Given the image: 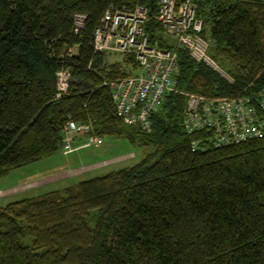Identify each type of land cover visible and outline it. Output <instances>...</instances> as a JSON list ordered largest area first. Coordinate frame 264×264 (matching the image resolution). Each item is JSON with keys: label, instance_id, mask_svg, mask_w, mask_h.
<instances>
[{"label": "trees", "instance_id": "obj_1", "mask_svg": "<svg viewBox=\"0 0 264 264\" xmlns=\"http://www.w3.org/2000/svg\"><path fill=\"white\" fill-rule=\"evenodd\" d=\"M152 2L0 0V178L61 150L69 121L154 148L131 167L0 207V264H264V137L217 147L210 132L187 134L181 94L232 98L264 84V0L200 1L209 54L231 82L176 49L177 92L146 133L122 123L103 85L136 63L108 64L92 40L109 7L144 5L151 42L170 48ZM75 13L87 16L78 34ZM61 68L72 85L54 100Z\"/></svg>", "mask_w": 264, "mask_h": 264}, {"label": "built area", "instance_id": "obj_2", "mask_svg": "<svg viewBox=\"0 0 264 264\" xmlns=\"http://www.w3.org/2000/svg\"><path fill=\"white\" fill-rule=\"evenodd\" d=\"M201 0H154V22L170 48H159L151 42L146 31L151 19L144 5L120 8L109 7L93 31L95 52L131 57L140 74L104 82L111 94L116 116L125 126L151 131V117L160 107L168 92H177L178 63L176 49H184L190 59L204 63L227 81L231 79L219 68L209 54L211 40L203 33V20L198 15ZM86 14L75 13L73 32L80 33ZM75 48L68 56L75 53ZM72 85L70 71L61 68L55 73L54 100H60ZM183 128L187 134L210 132L209 141L215 146H227L248 139L264 137V84L255 87L250 83L236 97L208 99L197 94H186ZM91 124L67 122L63 130L61 152L68 155L72 148V134L84 133L87 141L80 147L102 143L100 136H91Z\"/></svg>", "mask_w": 264, "mask_h": 264}, {"label": "rangeland", "instance_id": "obj_3", "mask_svg": "<svg viewBox=\"0 0 264 264\" xmlns=\"http://www.w3.org/2000/svg\"><path fill=\"white\" fill-rule=\"evenodd\" d=\"M124 57L109 54L106 56V62L123 63ZM130 70V67L127 68V71ZM131 71L132 74H140L138 68ZM101 139V144L83 147L66 156L59 150L37 163L13 170L1 177L0 207L131 167L154 151L152 146L132 144L125 138L102 136ZM84 141H87V136Z\"/></svg>", "mask_w": 264, "mask_h": 264}, {"label": "crops", "instance_id": "obj_4", "mask_svg": "<svg viewBox=\"0 0 264 264\" xmlns=\"http://www.w3.org/2000/svg\"><path fill=\"white\" fill-rule=\"evenodd\" d=\"M86 136L87 135L84 134V133H78V134L74 133V134H72V148H79V150L83 149V148H80V147L85 143L84 137H86Z\"/></svg>", "mask_w": 264, "mask_h": 264}, {"label": "water", "instance_id": "obj_5", "mask_svg": "<svg viewBox=\"0 0 264 264\" xmlns=\"http://www.w3.org/2000/svg\"><path fill=\"white\" fill-rule=\"evenodd\" d=\"M152 0H150V6H152ZM149 14L151 15L152 14V9L150 8V10H149Z\"/></svg>", "mask_w": 264, "mask_h": 264}]
</instances>
